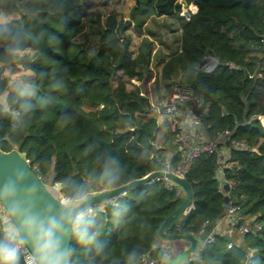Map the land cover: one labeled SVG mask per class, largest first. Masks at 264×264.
Listing matches in <instances>:
<instances>
[{"label":"trees","instance_id":"trees-1","mask_svg":"<svg viewBox=\"0 0 264 264\" xmlns=\"http://www.w3.org/2000/svg\"><path fill=\"white\" fill-rule=\"evenodd\" d=\"M89 6L88 0H0V8L14 17L10 27L22 35L21 48L38 52L36 58L7 59L0 67V96L6 94L9 109L0 110V149L21 153L45 184L60 183L64 191L90 181L98 158L119 161V185L163 169L168 160L177 169L187 152L172 123L159 122L147 84L153 81L156 90L162 81L172 89L186 85L208 105L202 124L207 137L230 134L219 140L218 152L193 157L185 179L194 207L166 231L209 234L228 207L220 190L222 178L227 179L233 182L229 202L240 206V215L255 217L262 230L246 234L233 249L226 247L228 235L218 232L199 258L185 264H264V0H140L134 20L141 12L168 15L182 27L179 47L165 60L159 78L151 66L152 48L142 46L136 56L130 52V22L109 16L96 53L72 39ZM206 57L217 60L214 70L203 68ZM17 64L34 73L21 80L33 86L30 97L19 96L2 76L5 66ZM24 99L32 109L22 115L23 127L15 128L12 111H19ZM94 187L96 193L104 190ZM180 189L155 179L95 208L97 243L71 239V264H128L133 252L134 264H147L144 256L164 264L158 232L183 202Z\"/></svg>","mask_w":264,"mask_h":264},{"label":"clouds","instance_id":"clouds-1","mask_svg":"<svg viewBox=\"0 0 264 264\" xmlns=\"http://www.w3.org/2000/svg\"><path fill=\"white\" fill-rule=\"evenodd\" d=\"M13 19L6 8H0V42L5 45V60L0 61V67L22 52V35L10 27ZM13 86L21 97L33 95L31 84L15 81ZM31 109L28 99L20 103V110L12 113L15 128L23 127L22 115ZM0 110L9 111L5 96H0ZM97 164L98 169L89 174L90 181L73 183L67 191L60 189L63 195L59 200L51 196L39 200L40 186L29 182L27 169H14L6 178L0 177V264H20L23 246L30 249L24 264H70L71 239L82 245L97 243L94 185L109 191L122 180L121 166L115 158H98ZM135 259L133 252L128 264H134ZM163 259L167 264V257Z\"/></svg>","mask_w":264,"mask_h":264},{"label":"built area","instance_id":"built-area-1","mask_svg":"<svg viewBox=\"0 0 264 264\" xmlns=\"http://www.w3.org/2000/svg\"><path fill=\"white\" fill-rule=\"evenodd\" d=\"M264 42V38L262 39ZM203 68L206 71H212L217 66V61L213 57H208L204 60ZM232 67V66H231ZM13 81H10L9 84H12ZM16 112V110H13ZM208 105L204 103V100L193 94L191 89L186 85L177 84L171 95L167 98L161 110V117L169 120L172 123V128L176 132V140L180 144V148L184 149L187 152L184 163L177 169L172 166L170 160H168L163 168L165 171H170L176 173L185 178V174L190 166V163L193 157L199 155L200 153H216L218 152L219 140H224L230 132L225 131L217 139H210L207 137L206 132L202 134V124L207 117ZM264 120V116L261 117ZM235 146L246 147L245 142H234ZM220 160L219 173L223 175V159ZM226 159V158H225ZM28 163L29 159L26 158ZM164 179V178H158ZM166 180L169 184H174L173 182ZM233 184L232 181L223 179L220 182V190L224 192L225 195L229 197V190L225 189V185L231 187ZM176 185V184H175ZM60 183H55L54 188L57 190L59 195H55L58 199H61L63 192L58 189ZM230 189V188H229ZM230 201V200H229ZM240 206L228 202V207L226 212L219 218L216 222L212 231L206 236L202 237V230L193 234L200 239L197 249L195 250L193 258H199L200 251L207 246L208 244L214 242L215 235L218 232H223L228 235L229 239L227 241V249H233L238 246H241L243 243V237L249 233H256L262 230V224L259 223L255 217H246L240 215L239 213ZM228 225L226 230L222 231L223 225ZM254 250L248 252V256H252ZM30 254V250L26 247H22V258L25 262L26 257ZM167 259L170 254L166 251ZM143 261L147 264H160L156 260H149L148 256L143 257Z\"/></svg>","mask_w":264,"mask_h":264},{"label":"rangeland","instance_id":"rangeland-1","mask_svg":"<svg viewBox=\"0 0 264 264\" xmlns=\"http://www.w3.org/2000/svg\"><path fill=\"white\" fill-rule=\"evenodd\" d=\"M90 8L87 10V16L79 24L78 30L73 32L72 39L77 42L85 41V45H90L94 51L99 49L101 42V28H105V24L109 16L114 15L119 22L128 23L126 34L130 35L131 42L129 49L131 53L137 55L138 48L141 44L147 48H154L151 66L154 70L155 77L159 78L163 59L171 54L172 47L177 48L179 43L177 42L181 38L182 27L177 18L168 15H149L148 17L144 12L138 13L137 19L129 18L131 8L136 4V0H88ZM140 8V5L137 9ZM136 9V10H137ZM123 19V20H122ZM141 22V27L138 29L137 24ZM149 38V39H148ZM153 41H150L152 40ZM148 40V41H145ZM171 46V48L169 47ZM156 79V78H155ZM153 81L147 84L149 90V98L157 113L158 120L161 119V110L167 98L171 95L173 89L165 85V82H161L159 90L154 85ZM172 91V92H171ZM159 95V96H158ZM160 95H163L162 99H159ZM187 156V155H186ZM48 189L54 194L59 195L54 188V184L50 182L46 183ZM180 191H182L180 189ZM183 193V191H182ZM105 203V202H104ZM101 203L97 207L102 206ZM95 207V208H97ZM195 253V252H194ZM191 254L188 259H192ZM188 260L184 259L181 264H185Z\"/></svg>","mask_w":264,"mask_h":264},{"label":"water","instance_id":"water-1","mask_svg":"<svg viewBox=\"0 0 264 264\" xmlns=\"http://www.w3.org/2000/svg\"><path fill=\"white\" fill-rule=\"evenodd\" d=\"M140 5V0H136V4L131 8L129 18H133L134 10ZM123 20V19H122ZM215 59V58H213ZM14 169H27L30 175L28 176L29 182L33 184H39L37 190V197L39 200L44 201L48 196H51L53 199L59 200L55 195L48 189L47 185L42 180V177L37 174V172L32 168L30 163L26 161V158L17 151H3L0 149V177H7L10 172ZM164 178L167 179L176 186H179L184 194L183 202L165 219V221L160 226L158 235L162 239L166 240H186L189 242V246L180 252L177 256L172 259L167 260V264H178L184 259L189 260L188 257L195 252L197 249L200 239L193 235L192 233H170L166 229L177 220L181 215H187L192 208L194 207L193 203V192L186 181V179L176 173L165 171L163 169L154 170L148 173L145 177L140 179L132 180L126 184H121L116 188L106 191L101 190L96 193V196L93 198L94 208L104 202H109L115 200L119 196L126 194L128 191L141 186L142 184L151 182L152 180ZM229 186L225 185V189L229 190ZM61 189V186L58 187ZM226 202H229V197L225 195ZM71 243V240H70ZM30 250V249H29ZM71 264V261H70Z\"/></svg>","mask_w":264,"mask_h":264},{"label":"crops","instance_id":"crops-1","mask_svg":"<svg viewBox=\"0 0 264 264\" xmlns=\"http://www.w3.org/2000/svg\"><path fill=\"white\" fill-rule=\"evenodd\" d=\"M89 8H90V6H89ZM88 11V10H87ZM87 11H86V16L88 15L87 14ZM85 17V16H84ZM84 17H83V20H84ZM82 20V21H83ZM102 30L104 29V28H101ZM182 29V28H181ZM149 39V38H148ZM145 41H148V40H145ZM150 41H153V39L152 40H150ZM81 42V41H80ZM84 43H86L85 41H83ZM179 43V42H178ZM100 46V45H99ZM142 46H143V44H141L140 46H139V48H138V53H139V51H140V49L142 48ZM170 48H171V46H169ZM179 47V46H178ZM178 47L177 48H175L174 46L172 47V50L173 51H175V50H177L178 49ZM87 48L91 51V53H96L97 52V50L96 51H94L93 49H91L92 47L90 46V45H88L87 46ZM153 50H154V48H152V56H153ZM137 53V54H138ZM22 55H27V56H29L30 58H36V57H38V52L35 50V49H33V48H30V47H28V48H26V49H22V52L20 53V55L19 56H22ZM132 55L133 56H136V54L133 52L132 53ZM170 56V55H169ZM168 56V57H169ZM168 57H167V59H168ZM206 58H208V57H206ZM206 58H204L203 59V62H204V60L206 59ZM165 60H166V58L165 59H163V61H162V64H164V62H165ZM216 60V59H215ZM217 61V60H216ZM203 65H204V63H203ZM33 75H34V73L30 70V69H25L22 65H20V64H17L15 67H11V66H5L4 67V69H3V71H2V76L3 77H5V78H8L9 79V82L10 81H13V83L12 84H14V82L15 81H21L23 78H31V77H33ZM11 84V85H12ZM3 96H5L6 97V94H4ZM159 122H163V118L161 117V119L159 120ZM202 134H204L205 133V130H202V132H201ZM228 228V225L226 224V225H223L222 226V231L223 230H226ZM158 244L160 245V246H162L167 252H169V254H170V256H169V258L168 259H172V258H174L175 256H177L180 252H182L183 250H185L188 246H189V242L188 241H186V240H159V242H158ZM193 257H194V255H193ZM192 257V258H193ZM178 264H181V263H178Z\"/></svg>","mask_w":264,"mask_h":264}]
</instances>
